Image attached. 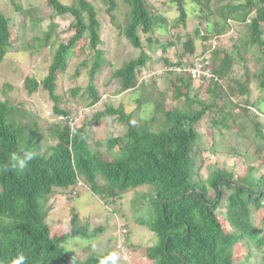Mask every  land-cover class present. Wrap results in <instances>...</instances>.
<instances>
[{"label": "trees", "instance_id": "trees-1", "mask_svg": "<svg viewBox=\"0 0 264 264\" xmlns=\"http://www.w3.org/2000/svg\"><path fill=\"white\" fill-rule=\"evenodd\" d=\"M104 1L111 21L140 51L138 58L113 76L121 81V92L140 91L145 84L144 68L150 62L140 33L152 44L150 34L166 27L168 19L151 9L147 0H123L127 18L120 25L115 15L117 0ZM47 4L56 16L72 18L69 35L62 38L56 33L55 17L47 30L41 31L42 37L35 35L32 41L36 48L56 49L51 54L48 76L42 82L27 77L25 88L33 94L42 86L61 122L54 121L45 134L35 112L10 105L0 97V165L10 164V154L21 148L38 154L24 169L0 171V262L11 264L20 254L26 257L25 264H99L106 257L107 254H93L80 260L75 251L67 249L70 238L96 237L103 232L102 228L90 231V225L75 208L71 212V230L66 235L51 234L48 219L54 211L53 200L57 193L76 186L80 180L107 207L123 199L129 190L152 188L145 192V198L152 200L150 210L137 220L158 238L156 244L151 241L146 247L145 257L151 264H236L235 250L243 242L264 247V215L259 217L261 210L264 212V173H259L256 165L246 164L240 173L226 167L212 168L202 178L201 168H196L194 160V148L201 138L198 131L208 117V126L219 131L213 136L221 135L222 128L233 130L240 138L253 141L254 154L259 158L264 153V0H172L171 8L179 12L177 22L185 25L190 15L205 24V32L198 28L195 33L204 43L225 35L231 29V21L245 23L248 36H240L230 52L216 47L202 49L196 57L210 61L212 78L176 76L171 81L174 106L167 105L165 98L157 100L143 123L141 118L135 119L134 113H126L123 106L110 105L79 128H73L70 119L80 114L61 106L56 86L60 74L69 66V59L84 54L87 46L94 52L91 77L97 73L103 60L101 20L94 1L47 0ZM24 10L35 29L37 19L33 10ZM11 23L12 18L0 10V65L18 42ZM195 39L187 38L186 53L195 55ZM256 44L259 55H254L253 60L258 69L247 73L250 59L245 55ZM172 65L168 62V66ZM238 66L246 74L241 80H231L230 71ZM252 80L260 93L255 99ZM89 88L90 107L98 108L104 101L91 82ZM107 119L125 123L127 128L122 136L98 142L105 145L108 154L100 148L93 149L88 132L93 122ZM215 145L214 141L213 150L217 151ZM226 190L230 191L228 195ZM74 197L77 196H67V203ZM251 206L258 213L256 221ZM221 207L226 209V226L220 220ZM124 228L129 232L120 236L124 239L123 250L131 253L137 244L131 241L129 226L125 224ZM116 249L120 252L118 242ZM252 256L253 251L246 250L241 256L243 264H250ZM120 259L128 264L123 255Z\"/></svg>", "mask_w": 264, "mask_h": 264}, {"label": "rangeland", "instance_id": "rangeland-1", "mask_svg": "<svg viewBox=\"0 0 264 264\" xmlns=\"http://www.w3.org/2000/svg\"><path fill=\"white\" fill-rule=\"evenodd\" d=\"M90 1H94L102 24L103 44L100 49L103 53V60L101 67L94 77H91L94 52L87 46L84 54L69 59V66L65 73L60 74L56 86V93L61 97V106L77 112L78 115L80 114L76 128L82 127L86 121L93 118L95 113L106 110L110 105L114 108L123 106L126 113H134L137 120L141 118L140 123L148 118L152 110L151 105L157 100L165 98L167 105L174 106L171 81L175 78L171 75L162 76L168 62L172 64L178 62L191 63L197 59L196 56L202 52V49L211 50L212 47L230 52L233 44L239 40L240 36H248L249 32L245 23L231 21V29L225 35L217 40L213 39L204 43L199 37H195L198 28H203L202 31L204 32L206 29L205 24H200L199 19L189 15L186 24L183 25L177 22L179 12L176 8H171L172 0H147L151 9L153 8L156 13L168 19V25L156 29V32L150 34L152 44L147 41L146 35L140 33L144 50L150 56V62L144 68L145 77L143 79L145 84L140 91L121 92V81L113 76L114 72L123 68L131 60L138 58L140 51L132 47L125 34H121L119 25L111 21L105 1ZM117 2L118 9L115 15H117L118 20L116 22L124 25L127 10L123 0H117ZM17 6L20 8L17 9ZM24 8L33 10V15L37 19L35 29L30 25V19L24 14ZM0 10L12 18L11 26L14 38H18V42L0 65V97L2 96L10 105L22 106V108L35 112L39 117L37 122L39 128L46 134L54 121L59 123L61 120L56 115H50L53 101L48 92L43 90L41 86L38 92L29 93L25 88V79L34 77L42 82L48 76L56 46L36 48L32 39L35 35L43 36L41 31L47 30L53 17H55L54 22L58 26L56 33L63 35L62 38H66L69 35L67 30L72 18L69 15L56 16L54 10L48 6L47 0H0ZM194 10L195 8L192 11ZM176 22V26L170 28ZM188 37L197 38L195 39V55L186 53L184 45ZM54 39L56 38L54 37ZM258 51L259 45L256 44L251 48L250 54L245 55L250 59L246 66L247 73L253 74L258 69V64L256 65V61L253 60L254 55H259ZM245 74V69L238 66L235 70L230 71L229 78L241 80ZM90 82L104 101L98 108L90 107ZM206 86L205 84V88ZM251 86H256L254 80H252ZM259 95L258 88L254 87L252 98L255 99ZM199 96L202 97L201 94ZM52 113L54 114V112ZM262 118L264 122V117ZM208 123L209 117L201 123L202 127L198 131L201 138L194 148L195 166L201 168L200 175L202 178H206L212 168L226 167L240 173L246 164L256 165L259 173H264V153L260 158L254 154L253 141L248 142V140L240 138L235 131L226 128H222L221 135L213 136L215 132L219 131H214L208 126ZM124 124L118 123L115 119L93 122L88 131L89 142L93 149L98 150L100 148V151L108 154L105 145L98 142H104L113 136L124 135L127 129ZM254 136V133L250 132V137L254 138ZM214 141L216 148H218L217 151L213 150ZM233 149L245 154L237 155ZM109 155L112 154L109 152ZM146 191H152V188L144 186L136 190H129L124 193L123 199L111 203L110 207L105 206V203L90 191L88 184L87 187L84 186L81 189L78 197L70 198L69 203H67L68 194L59 192L53 200L54 211L48 221L52 228L51 234L66 235L71 230V212L73 211L72 208H75L82 216L83 221L90 225V231L98 228H102L103 231L98 233L96 237L70 238L68 240L67 249L75 251L80 260H86L93 254H107L106 256H108L115 252L118 255L117 264H123L120 259L121 252L116 249V242H118L119 247L124 244V239H121L120 236L126 235V232L117 230V225L125 223L131 230V241L137 244L134 250L137 253L130 251L131 263L151 264L152 261L145 257L146 247L151 241L156 244L158 238L148 227H143L137 223L138 218L147 215L150 210L152 200L145 198ZM229 193L230 191L226 190V195ZM251 208L255 210L253 206ZM219 211L222 213L220 216L221 223L226 226L228 224L226 209L221 207ZM257 215L255 210L253 214L255 221ZM263 215L264 212L261 210L259 217L261 218ZM247 248L253 251V256L249 260L250 264L264 263V247L258 248L254 243L248 244L245 241L235 250L236 264H243L241 256L246 253Z\"/></svg>", "mask_w": 264, "mask_h": 264}, {"label": "clouds", "instance_id": "clouds-1", "mask_svg": "<svg viewBox=\"0 0 264 264\" xmlns=\"http://www.w3.org/2000/svg\"><path fill=\"white\" fill-rule=\"evenodd\" d=\"M101 101L103 102V99ZM52 112H53V110H52ZM52 112H50V115H52V116L55 115ZM78 122H79L78 117L70 119V125L73 128H76ZM37 155L38 154L33 150L21 148L19 151L12 152L10 154L11 163L0 165V171H7V170H9V168H11V169H16V168L24 169L25 167L28 166L30 161H32L33 159L36 158ZM84 186L87 187L85 182L80 180L77 182L76 186H71L68 190H65L62 192L67 193L68 194L67 196H77L78 197L80 195L81 189ZM48 221H49V219H48ZM117 226H118L117 230H122V231H125L126 233H128V231L124 230L125 224L119 223ZM93 247H95V245H93ZM120 252H121V256L123 255V253L128 254L130 257V264H132L131 263V255L129 252H126V251L124 252L123 246L120 249ZM25 259H26V257L23 254H20L15 259H13L11 261V264H25ZM117 261H118V255H117V253L113 252V253L109 254L108 256L100 259L99 264H109V262H111V264H117ZM0 264H3V262H0Z\"/></svg>", "mask_w": 264, "mask_h": 264}, {"label": "built area", "instance_id": "built-area-1", "mask_svg": "<svg viewBox=\"0 0 264 264\" xmlns=\"http://www.w3.org/2000/svg\"><path fill=\"white\" fill-rule=\"evenodd\" d=\"M184 74H190L193 78L210 79L213 76V70L210 61L205 57H201L191 63H175L172 66H166L163 70L162 76L171 75L175 78L176 76ZM119 248L121 249L122 246ZM123 259L128 263L130 257L128 254L123 253Z\"/></svg>", "mask_w": 264, "mask_h": 264}]
</instances>
